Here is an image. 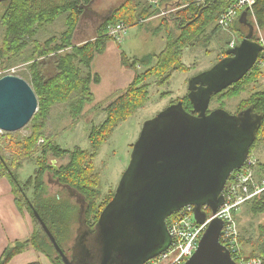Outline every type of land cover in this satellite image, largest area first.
<instances>
[{
  "label": "trees",
  "instance_id": "trees-1",
  "mask_svg": "<svg viewBox=\"0 0 264 264\" xmlns=\"http://www.w3.org/2000/svg\"><path fill=\"white\" fill-rule=\"evenodd\" d=\"M94 1L2 2L5 3V7L0 22L5 34L0 43V67L5 70L14 66L16 62L27 65L31 77L30 84L37 94L39 106L37 113L26 126L31 129L28 136L0 133V180L5 177L10 179L17 209L28 213L33 224L29 240L8 246L0 258V264H9L15 256L24 252L28 245L51 258L53 264L62 263L34 210L39 213L63 250L64 243L72 239V225L74 222L77 223L80 216V205L72 191L78 193L87 204L86 215L89 223L93 226L97 223L103 209L113 199L115 193L110 194L107 200L101 201L99 187L92 184L91 178L85 177L89 168H93L95 164L94 158L100 146L120 123L127 121L145 106L154 81L159 85L169 83L174 71L186 67L183 63L185 50L203 40L209 42V36L221 31L219 19L237 0H206L203 4L199 3V0H179L177 6H171L176 11L171 12L173 16L168 19L174 20V27H168L165 48L157 55L140 58H131L122 52V66L133 69L135 75L128 86L115 93L118 95L106 105H101L103 101L97 103L98 105L95 103L93 87L101 83L102 77L99 73L93 72L92 65L98 55L104 54L109 41L119 42L110 36L109 28L118 23H124L127 29L140 25L142 20L150 17L153 6L150 4V7H140L136 0H126L103 21L94 38L74 43L79 21ZM163 4V0H160V5ZM159 9L153 11L154 14H160L162 9L161 11ZM252 10L260 24L264 26V0H257ZM64 15H67L66 28L60 36L51 35L45 41L37 40L40 32L52 26ZM239 17L240 14L237 19ZM237 19L231 25L232 28ZM164 20L161 26L165 28L168 26L166 16ZM212 26L215 28L209 33ZM239 26L244 27L242 24ZM236 31L240 41L247 35L240 29ZM256 39L254 36V40ZM138 65L143 66L145 71L137 72L135 68ZM261 68L257 63L242 81L216 95L219 96L217 102L240 97L248 91L263 75ZM181 101L187 111L193 108L188 97ZM178 102L179 100L174 104ZM92 104L96 105L91 112L102 111L107 114V119L100 126H92L89 134L91 150H82L79 147L65 149L57 142L55 135L47 132L55 107L66 106L74 125L85 116L87 107ZM220 108L226 107L222 103ZM249 108L264 117V91H257L242 100L237 107V113ZM263 143L264 120L250 155ZM52 160L59 162L57 167L52 165ZM26 164H33L35 169L32 175L23 180L22 172ZM254 169L257 181L261 187L264 186V161H257ZM47 174L54 176L53 181L61 188L59 193L50 194L51 184L48 182L49 178L46 180ZM61 196L65 198L62 201ZM244 206H247L255 217L264 214V190ZM237 216L238 213L235 214L236 220ZM239 243L244 247H241L243 256L258 257L264 264V226H260L259 234L256 236L246 238L239 235Z\"/></svg>",
  "mask_w": 264,
  "mask_h": 264
},
{
  "label": "water",
  "instance_id": "water-1",
  "mask_svg": "<svg viewBox=\"0 0 264 264\" xmlns=\"http://www.w3.org/2000/svg\"><path fill=\"white\" fill-rule=\"evenodd\" d=\"M248 12L240 16V24L249 28L240 44L191 78L192 111L179 101L145 122L114 197L92 229L84 264H145L170 247L167 220L173 214L193 206L196 221L203 224L208 216L204 207L215 215L224 204L227 182L245 165L264 120L252 108L236 114L210 111L213 97L242 81L264 57V44L253 40ZM38 106L25 79L0 77V132L24 129ZM34 214L63 264H71L39 213ZM223 226V220H212L185 264H237L220 241Z\"/></svg>",
  "mask_w": 264,
  "mask_h": 264
},
{
  "label": "rangeland",
  "instance_id": "rangeland-1",
  "mask_svg": "<svg viewBox=\"0 0 264 264\" xmlns=\"http://www.w3.org/2000/svg\"><path fill=\"white\" fill-rule=\"evenodd\" d=\"M124 1L125 0H95L88 7L89 10L85 14L86 18L84 19V16H82L79 21V23H89V29L87 30L86 25L85 27L80 24L83 26L82 29L85 32L83 31L80 35L78 32L74 41L78 44L91 37H95L98 30H92L93 21H99L98 24L96 23L97 27L103 19L105 21V19ZM148 2L150 4V0H148ZM163 2L166 1L163 0ZM0 3L1 16L2 11H4L5 3ZM241 14L242 12L240 13V16ZM88 17H90V19H88ZM239 20L240 17L237 19L233 28L230 27L226 30L221 29V31H219L220 33H215L211 35V37L209 36V42L206 43V41L203 40L196 46H190L189 49L185 50L183 61L186 67L183 70L174 71L169 83L159 85L154 81L149 90L150 96L145 106L140 108L137 111V114L130 117L127 121L120 123L111 132L108 139L100 146L94 158L95 164L93 168H89L85 177L91 178L92 184L99 187L98 190L101 201L107 200L109 195L116 191L124 172L129 166L133 146L138 140L145 122L156 117L160 112L174 104L175 101H181L188 97V87L191 78L202 71L212 68L223 57H226V51L230 48V44L233 41L238 45L240 44L241 41L236 29H240L247 34L249 33V28L246 26H239ZM66 21L67 15L62 16L52 26H49L44 31L40 32L37 36V40L45 41L48 37H51V35L60 36L66 28ZM148 21L149 19H144V25ZM248 21L254 26V36L257 38L255 41L264 44V26L260 24L253 10L250 11ZM151 23L154 24L155 21H152ZM148 27L149 26L144 27L143 24L130 26L119 42H113L116 45L120 44V50L125 51L129 57L158 54L165 45V40L160 37L153 38V36L146 31ZM4 34L5 29L1 26L0 22V43L3 41ZM263 59L264 57L259 58V62ZM261 67L263 75L258 78V81L251 85L248 91L244 92L240 97L222 99L221 102H217L219 96L214 97L210 104V111L220 108V105L223 103L226 107L223 109L232 114H236L237 107L242 100L247 99L257 91H264V64ZM92 68L93 72H98L102 77L101 83L94 85L93 87V93L96 95L95 103L97 104L104 100L106 102L103 101L101 105H106L113 99V97L118 95L115 94V92L114 94H111V92L120 89V85H123L125 81L124 77L126 75L125 69L121 66L119 55H117L114 48H110L105 56L98 57L92 65ZM0 74L18 76L25 79L29 84L31 83L28 66L21 62H16L14 66L7 67L5 70L0 67ZM96 104L89 105L85 116L74 125L66 106L60 105L55 107L52 112L47 132L55 135L57 142L65 149L70 150L79 147L82 150H91L89 134L92 126H100L107 119V114L102 111L96 113L91 112V109ZM15 133H17L18 136H28L31 133V129L25 127ZM252 158L257 161H264V143L253 151ZM58 164V161L54 162V164L52 163L55 167H57ZM34 169L35 166L33 164H26L24 166V171L22 172L23 180H26L32 175ZM48 178L50 181H48ZM53 178V175H46V180L51 184V188H49L50 194L59 193L58 191H61L57 182L53 181ZM30 192L32 194V191ZM61 198L60 201L65 199L64 196H61ZM237 213V223L240 236L249 238L251 235H258L260 226H264V214L255 217L249 212L247 206H243ZM78 228L79 224L74 222L72 225V239L64 243V249L68 250L73 245V239L77 237Z\"/></svg>",
  "mask_w": 264,
  "mask_h": 264
},
{
  "label": "built area",
  "instance_id": "built-area-1",
  "mask_svg": "<svg viewBox=\"0 0 264 264\" xmlns=\"http://www.w3.org/2000/svg\"><path fill=\"white\" fill-rule=\"evenodd\" d=\"M205 1L199 0V3L203 4ZM256 1L237 0L221 16L218 25L224 30L229 29L240 12L252 10ZM150 4L158 8L160 7V0H150ZM173 11L175 9L162 10L158 16H167ZM126 31L127 28L124 23H118L109 28L110 36L116 40H120L126 34ZM235 46L236 43L233 41L230 47L234 48ZM263 60H260V66L264 64ZM2 76L5 75L0 74V77ZM256 163L257 160H254L251 155L242 169L232 173L224 192V204L215 215L208 213L205 223L200 224L196 221L193 206H186L168 218L167 224L172 237V243L167 250L145 264H185L197 251L204 232L215 218H219L224 222L220 241L230 251L232 258L237 264H263L262 259L258 257H245L242 255L239 243L240 233L235 218V214L247 202L251 201L264 190V186L261 187L255 176L254 168ZM203 210L207 212L208 208L204 207Z\"/></svg>",
  "mask_w": 264,
  "mask_h": 264
},
{
  "label": "crops",
  "instance_id": "crops-1",
  "mask_svg": "<svg viewBox=\"0 0 264 264\" xmlns=\"http://www.w3.org/2000/svg\"><path fill=\"white\" fill-rule=\"evenodd\" d=\"M178 1L179 0L166 1V2H164L163 5H160L161 8L160 7L155 8V7L151 6L152 7L151 8L152 14L150 15V17L148 16L149 17L148 18L149 21L145 25H144V22L140 24V25L143 24L144 27L149 26L146 29V31L149 32L151 34V36H153V38L160 37V38L165 40V45L163 46L161 51L166 46V36H167L168 27H174V20H172L171 18L168 19V17H172L173 16L171 13L168 16H166L167 17L166 23H168L167 24L168 26H166L164 28L161 25L164 24L165 16H157V14L155 13L156 14L155 15L153 11H155V10L157 11L159 8L162 9V10L165 9V8H172L171 6H177L176 4H178L177 3ZM137 3L139 4L140 7L141 6H145V7L149 6L150 7V4H149L148 0H136V4ZM181 8L182 7H180V9ZM88 10H89V8L86 9V11H85V13L83 15L84 19L86 18L85 14L88 12ZM88 19H90V17H88ZM103 21H104V19H103ZM103 21L97 27H96V23L98 24L99 21H93L94 23L92 24V30H94V31H95V29L98 30L99 26L103 23ZM152 21H155L156 24L155 23L154 24L151 23ZM80 24H82L84 26L86 25L87 26V30L89 29V23H87V24H84L83 22L79 23L78 24L79 26H77L78 29H76V32H75V35H74V40H75L76 34L78 32H79V35H80L84 31L82 29L83 26L80 25ZM214 28H215V26H212L209 29V31H211L209 33H212V29H214ZM215 33H220V32L218 31V32H215ZM92 38H94V37H91L90 39H92ZM74 43H76V42L74 41ZM110 48H114L116 50L117 55H119V59H120V62H121V54H122V52H124L126 54V52L125 51H121L120 50V48H121L120 44L116 45L113 41H109V43L107 44L106 51L104 52V54H102L100 56H105L108 53ZM118 49L120 50V54H119V50ZM227 51H226V53H227ZM147 55H155V54H147ZM147 55H143L141 57H144V56H147ZM100 56H97L96 59L98 57H100ZM131 58H135V57H131ZM138 58H140V57H138ZM183 63H184V61H183ZM184 65H185V63H184ZM121 66H122V63H121ZM123 68L125 69V73H126V75L124 77L125 81H124L123 85H120V87H121L120 89H117L116 91L111 92V94H114V92L115 93L120 92L123 89H125L128 86V84L132 81V79H133V77L135 75V71L133 69L125 68V67H123ZM135 69L137 70V72H144L145 71V68L143 66H141V65H138ZM32 232H33V224H32V221H31V218H30L29 214L26 213V212H20L17 209L16 202H15V196L13 194V186H12V183H11L10 179L6 178V177L2 178L0 180V258L2 257L4 251L6 250V248L8 246H11L15 242L29 240V238L32 235ZM9 264H53V263H52L51 258L47 257L42 252H39L33 246L28 245V247H26L24 252H22L19 255L15 256L10 261Z\"/></svg>",
  "mask_w": 264,
  "mask_h": 264
},
{
  "label": "flooded vegetation",
  "instance_id": "flooded-vegetation-1",
  "mask_svg": "<svg viewBox=\"0 0 264 264\" xmlns=\"http://www.w3.org/2000/svg\"><path fill=\"white\" fill-rule=\"evenodd\" d=\"M191 111L192 108L189 110V112ZM54 162H56V160H52L53 164ZM71 193L75 197L76 202L80 205V216L77 218L79 228L77 229V237L73 239V245L68 250L64 249V252L68 256L71 264H84L91 253L88 245L92 243L91 239L93 234L91 232L95 225L93 226L90 224L87 219V204L85 203L84 199L75 191H72ZM60 261L62 262L61 264H63V261Z\"/></svg>",
  "mask_w": 264,
  "mask_h": 264
},
{
  "label": "bare ground",
  "instance_id": "bare-ground-1",
  "mask_svg": "<svg viewBox=\"0 0 264 264\" xmlns=\"http://www.w3.org/2000/svg\"><path fill=\"white\" fill-rule=\"evenodd\" d=\"M257 63H258V62H257ZM258 64H259V63H258ZM256 65H257V64H256ZM256 65H255V66H256Z\"/></svg>",
  "mask_w": 264,
  "mask_h": 264
}]
</instances>
